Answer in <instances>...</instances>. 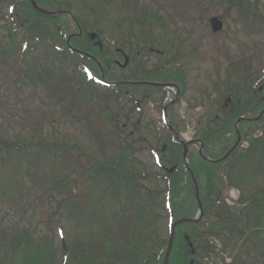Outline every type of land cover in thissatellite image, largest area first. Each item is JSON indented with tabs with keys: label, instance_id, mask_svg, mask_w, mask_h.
Listing matches in <instances>:
<instances>
[{
	"label": "rangeland",
	"instance_id": "1",
	"mask_svg": "<svg viewBox=\"0 0 264 264\" xmlns=\"http://www.w3.org/2000/svg\"><path fill=\"white\" fill-rule=\"evenodd\" d=\"M18 1L20 0H15V2ZM203 1L204 0H191V3H187L184 0H57L58 6L48 9L52 12H58L60 7L67 8L72 10V13L76 15L80 21H83L84 18L94 16L95 19L100 18L101 26L104 22H107L105 17L110 19L114 16L113 15L111 17V15L116 12L130 15L133 19L135 17L141 18L143 12H148L157 16L159 19H162L164 25L159 24V26H155V28L149 33H151V35L155 38L167 42L168 50L165 52L168 54V58H172L176 52L174 48H169L171 46V40L172 42H177L178 40L180 41L178 45H180L179 51L181 52L182 57L178 59V62L173 63V66H177L179 68L181 67L186 73L185 76L188 81V92L186 97L182 99L181 103L177 104L175 110L178 112V115L182 120V133L188 137V135L190 136L192 133L199 131L197 123L199 124L201 118L204 119L202 127L206 128L207 121H209L210 118H213L212 112L216 113V110L208 109V105L211 103V100L216 97L217 91L215 84L221 83L219 81H230L233 80V78L242 77L249 69L253 72L256 71L255 77L251 78V83L255 85L254 88H256V85L258 84L262 86L260 80L261 77L264 76V26L257 24L256 26L260 27V29H255L252 25L254 23H258L259 21L252 23H247L245 21L241 22L238 20L236 10H229L227 12L224 8L217 9L216 7L208 6V2L203 3ZM255 6H259L258 9H256ZM252 10L264 14V0H254ZM219 16H225L224 18L226 20V24L220 34L214 35L211 32L209 20L212 17ZM251 16L252 15L249 14L250 21L254 20ZM20 17L26 20L30 18L27 13H22ZM113 18L115 19L116 17ZM42 25L46 26L44 23ZM128 25L133 26L134 24L130 23ZM103 27L105 30L111 31L116 29L113 25H103ZM92 28L93 27L91 26L88 29L91 31ZM90 31L88 32L91 33ZM102 38L104 39L102 40L105 41V43H109L111 47L118 46L119 40H117L118 35L116 33L112 34L110 31L105 32L103 33ZM137 39L148 40L145 35L143 38L137 37ZM145 57L146 58H143L142 61L148 68L152 67L159 61V58H157L156 55H149ZM135 68V62L131 63V69L127 70H121L120 67L112 66L111 75L126 78L129 76L128 74L130 71ZM191 78H194V80L192 81ZM212 82L214 84H212ZM29 87L32 88L31 85ZM39 90L40 99L34 100L35 111H39V113L44 114L48 110L47 102L50 100L51 93L49 88L41 82L39 84ZM7 92L11 96L9 100ZM15 92L16 90L14 88H10L9 85L3 86V88L0 89V97L5 99V102L8 104L3 108L0 103V138L10 141H14L18 138L17 136H20L21 134L23 138H29L32 132L31 128L28 130V127L24 128L21 126L24 123L25 112L30 110L28 108V94L26 96L22 94L20 98L16 99V96L14 95ZM247 92H249V89H247ZM242 93L245 94L246 90H243ZM217 94L219 96L218 100L221 101V94ZM58 97L56 98L58 99ZM125 103L126 100L120 99L118 101L112 100L109 104H107L110 112L118 115V121L120 123H124V120H126L124 118L125 110L123 108ZM14 105L18 108L13 109ZM256 105H258V101L251 98V102L245 107L250 109ZM91 108L92 106L83 107L82 110L79 109L78 111L75 108L72 117H76V119L67 116L72 119L73 123L65 124L64 121L58 122L59 124L55 125V131L58 138L69 140L73 134L76 135L78 141L77 143L80 148H82L86 154H89L99 160H103L104 157L115 159L120 146H131L135 152L128 155V157L132 159L130 166H133L138 172H142L143 169H146L148 172H155L156 174L161 172L160 168L157 166V159L155 155L151 154L152 150L159 148V145L154 140L155 138H152V135L156 129L160 127V120L158 114L153 110L152 103H148L144 106L145 112L149 115V119L140 121L138 133L134 136L133 141L128 139L127 143L123 141L124 138L121 139L120 137L118 140L115 135L112 134L111 130L114 128L115 122H113L114 124H110L108 120L100 119L97 116L101 113L100 109H97L95 112L91 111L98 121L99 126L94 128L90 127L86 116L87 111ZM254 110L255 109L252 111L253 113ZM203 112H206V115L201 117ZM107 113L106 116L111 117L110 114ZM218 115L220 117V114ZM171 117L175 120L173 115H171ZM136 121L137 117H135V120H132L131 122H133V124H137ZM129 126L130 127L126 131H133V126ZM45 128H47L46 135L50 134L52 129L48 126ZM93 132H99L101 136L96 137L93 135ZM141 139H145L146 141H142ZM144 146H147V148H144ZM100 147L104 150L102 153ZM148 148L151 149L149 150ZM233 162L234 161L229 162L223 168V177L227 178V184H229L228 174H233L241 170V165ZM243 171H250L249 179L245 182L250 185L247 186L245 184V189H243V191H246V193H252L255 192L257 188L264 187V168L260 169L252 167L251 170L243 169ZM41 177H43L42 174H37L32 181L30 179L31 176L27 177L28 183L32 186L28 200L32 202L33 205L45 204L41 198L49 193L48 187L43 188L45 185L43 181L47 179V174L44 175V179L42 180H40ZM37 184H40L38 190L36 189ZM144 185H146L149 189L156 188V186L151 182L145 183ZM116 189L117 188L115 186L111 187L112 192L110 193V196L112 199L120 200L124 195L120 194L118 197H115ZM260 197L261 194L256 195L253 198V202L259 204V200L261 199ZM58 199H62V196L58 195ZM96 203L97 198L95 197L93 198V204ZM103 204H105V201L101 205ZM53 207L56 208V204H53ZM86 208H89V206L87 205ZM236 208L240 209L242 206H237ZM259 208L262 213L261 217L264 218V202ZM42 210L43 207L40 206L38 213ZM107 213L110 215L112 214L109 211H107ZM17 214L19 217H27L25 221L29 222V215L24 216L19 213ZM31 214L32 212H30V215ZM47 216L43 220H51V218ZM66 216V210L60 211V214L55 216L54 221L59 219V224L64 226V228H55L56 237L58 238V242H56L57 248H59L61 244L64 246L60 237L69 238L70 236L69 232H71V230L68 225L72 224V221L74 220H69ZM35 217L38 221H41L42 214H36ZM99 217H101L100 212H98V216L96 218L90 219L87 217L85 221L97 224L99 222ZM5 218L7 221L13 217L0 213V221H5ZM114 220L119 222L117 219ZM115 221L112 220V223H115ZM33 222L37 224V221ZM1 223L9 225L10 229L16 224L12 221ZM159 226L161 229L159 235L163 238L166 233V221L163 219ZM248 226L254 227L255 223H249ZM257 226L259 228L258 236L261 239H264V219L262 223ZM111 227L117 230H124V227L121 225H111ZM60 229L63 230L64 234L59 233ZM40 230L44 232L45 227H41ZM43 234L49 236L51 233L47 232L46 234ZM72 236H75V234H72ZM252 245V243H248L247 246L237 247L234 244L228 248L227 251L234 255V264H264V253L255 251ZM232 248L234 251L231 250ZM239 257L241 260H238ZM61 263L68 264L67 262L65 263L63 259H61Z\"/></svg>",
	"mask_w": 264,
	"mask_h": 264
},
{
	"label": "trees",
	"instance_id": "2",
	"mask_svg": "<svg viewBox=\"0 0 264 264\" xmlns=\"http://www.w3.org/2000/svg\"><path fill=\"white\" fill-rule=\"evenodd\" d=\"M208 1L214 3L216 0ZM227 2L230 7L237 4L238 8L245 12V16L248 14L253 15L250 11L252 0H227ZM257 16L260 15L257 13ZM259 19L263 21V18ZM3 22H5V20L0 19V56L4 54L3 50H10L11 57H14V59H12V69L15 73L17 72L18 75L27 76L32 80L33 84L36 85V81L43 80L45 76H49V73L54 71L55 63H58L64 81L69 83L71 88H78L79 94H77V97L81 95L86 104L92 100L97 93V84L89 81L85 75L87 74L86 67H89V63L84 64L78 55L66 50V47H64V49L61 48L57 53L53 52L52 47L49 44H45L43 36H40V33H30L34 29V24L28 23L27 25L24 20L18 21V23L9 22L5 25H2ZM33 40H37V42L33 44ZM86 51L99 56L98 50L94 52L89 50ZM41 56L45 58L46 69H43V66L39 63V57ZM29 59H31V61L35 59V65L31 66ZM0 62L6 67L10 64L5 60L4 56L0 57ZM34 74L36 76H33ZM48 78H46V80H48ZM250 83V79H239L240 86H248ZM261 84L264 86V79L261 81ZM32 92L34 95L38 93L36 89H33ZM64 108H67V106H64ZM52 117H54V115H52ZM238 117V111L232 108L226 117L227 125L219 126L217 130L211 131L202 138L206 146V155H211L212 158H216V156L213 155V149L216 147H219L222 153L227 151L230 147L227 135L234 132L233 122H235ZM259 125L256 128H259ZM240 131L244 139L253 129L243 124L240 127ZM262 144L264 143L256 141L251 151ZM263 151L264 149L261 152ZM30 154L35 155L36 160L45 157V154L53 155L54 161L59 160L62 164L69 165L70 169H73V172L79 173L80 175H85L84 173H100L95 171L101 170H103L102 172L107 171L100 166L102 165L101 163H96V161H92L90 157L85 156L77 145L70 144L65 140H56L53 138L51 141L42 139L40 142L31 143L28 141L21 142L20 139L17 138L15 142L0 140L1 167L3 168L7 163V169L4 171L5 177H10L11 174L15 176V173H18L15 171H21L22 160L30 156ZM13 159L19 161V163L14 162V168ZM204 164V162L200 161L199 166H194L193 168L195 169L197 180L201 185L205 186L201 196L204 204L205 216L209 225L206 230L204 227H196L190 224L186 225L185 233L189 235L190 240L194 243L197 253L195 256H192L191 251L180 236L177 239L170 264H190L192 260L194 264H198L202 252L208 253L209 251L206 244L207 237L202 233L203 231L216 234L217 236L220 234H231L232 238L233 235L241 237V235L245 233L250 236L249 229H246L247 223L241 226L243 229L238 227L242 219L250 216V209H245L240 216H237L229 209L224 208L225 214H223L220 208L222 198L219 186L222 184V180L219 175L213 172V169L204 168ZM0 172H2V169ZM156 177L164 182L165 185L163 187L158 186L159 188L155 192L145 191L144 193H140V196L141 194L143 196L140 197L141 200H143L142 202H144V198H149V201H152L155 197L160 199L168 198L169 203L174 209V219L193 218L198 210V206L192 192V182L188 174L181 170L172 176L163 174L157 175ZM8 182L10 184V189L11 187L14 189L13 182H17L13 180V177L11 180L8 178V180L5 181V183ZM2 187L3 182L0 181V195H3L1 193L8 186L5 185L3 188ZM8 194L12 195L11 191L7 192L5 195L7 196ZM243 201L244 200H242V202ZM141 211H144L142 223L139 228L133 230L136 236H134L133 239H122V241L120 240L121 242L118 241L115 243L114 247L121 248L125 260L132 264H162L167 240L159 237L154 228V224L146 218L149 212H151L147 204H141ZM154 215L157 217L160 213L154 212V214L150 216ZM205 223L206 222L203 223V226H205ZM220 230L225 232L222 233ZM22 232L26 234V232ZM15 235L16 232L13 237H10L8 240L0 239V253L3 251L6 253V258L0 257V264H10L11 262L20 263L28 257H41L44 259L41 255L42 253H39L36 247L43 245L40 243L46 240L43 241L42 239L36 242L33 239H26V241L20 245L21 242L25 240V237L22 233L20 238ZM256 240L258 239L256 238ZM29 244H31V246H29ZM19 246H22L21 248L27 247L24 253H21L22 251L19 252ZM30 249L33 250L31 255H23L28 254L26 251ZM44 260L48 262L49 256Z\"/></svg>",
	"mask_w": 264,
	"mask_h": 264
},
{
	"label": "bare ground",
	"instance_id": "3",
	"mask_svg": "<svg viewBox=\"0 0 264 264\" xmlns=\"http://www.w3.org/2000/svg\"><path fill=\"white\" fill-rule=\"evenodd\" d=\"M72 17H73L72 14L69 13V19H72ZM219 24L220 23L218 22L217 24H214L213 21L209 22L211 32L214 35L220 34L222 32L223 26L220 24L221 25L220 27ZM144 35L145 34H140L141 37ZM60 36L63 37V35H60ZM85 40L87 43L85 46L86 50H89L92 52L98 50L102 54V56L99 57L98 55H94L93 53H86L80 56V59L84 64L89 63V67L88 66L86 67L87 74L85 75L87 79H89V81H92L95 84H97L96 85L97 87L96 95H99L100 97L101 95H107L104 100V103L106 105L109 104V102H111L112 100H114L113 98V96L115 95L114 90L117 87L121 89L122 95L124 97L123 99L126 100V104L132 110L138 108V100L140 99V95L136 94L135 90L140 91L141 97L145 101L152 103L153 105L156 104V101H154V99H157V96H155L157 95V93L155 92L153 87L148 86L144 83L141 84L139 87H136V89L130 84H128L126 87L118 85V81H124L125 79L122 77L112 76L111 69H112V66L120 67L121 70L131 69V63L135 62L136 68L130 72L137 73L144 77L155 75L157 76L159 83L162 85H165L166 84L165 78L171 71V65L169 64V61L165 56H163L162 54L159 55L157 57L159 58V61L152 67L148 68L145 66V64L142 61L144 58V55L141 52H125L124 53L123 51L122 52L119 51L116 47H111L110 45L98 43L94 37L86 38ZM66 44L69 47H71L73 42L68 41L66 42ZM76 53H77L76 55H80V54L85 53V51L80 46H78L76 48ZM112 54H114V57H116L115 60H112V57H111ZM3 56L5 60L8 61L13 66V61H12L13 57H11V55L8 54V52L4 53L0 57H3ZM90 63H91V66H90ZM33 76H36V75L34 74ZM1 79H2V76L0 75V80ZM263 79H264V76L261 77V81ZM22 83L25 84L26 87H29L32 84V80L29 79L27 76L18 75L16 72V84H22ZM14 89L16 90L14 94L16 96V99L20 98L22 96V91L18 90L16 87H14ZM7 94L9 95V93ZM77 94H79L78 88H71L69 83L63 85L59 91L58 99L56 101L47 102L48 110L47 112L43 114L42 119L46 121L47 119H50L52 115H55L57 112L63 111L64 106H67L68 104L73 103V102H77L78 101ZM148 94L154 97L152 99H148L147 98ZM10 97L11 96L9 95L8 100L10 99ZM78 97L80 99V102L76 105V110L78 111L79 109L82 110L83 107H88L87 104L83 102L84 99L82 98V96L79 95ZM0 103L3 108L6 105H8L5 102V99L1 97H0ZM29 107L35 108L34 101H32L29 104ZM15 108H16V105H14L13 109ZM90 112L91 111L88 110L87 114H89ZM21 126L24 127L23 125ZM31 129H32L31 138L29 140H26L23 137H20L19 139L21 142L28 141L31 143H35V142H40L43 139V133L45 131V125L43 122L33 125ZM72 136L76 137V135L74 134ZM228 141H229V144L231 145L234 143L235 140L233 138H229ZM35 157H36L35 155L30 154V156L23 159L21 162L22 170L15 171L18 173H15V176L11 174L10 177H5V173H4L5 169H7L6 168L7 163L5 164L3 168L1 167V163H0V171L2 169V172H3V173L0 172V181L3 182V187L6 185L5 181L8 180V178L11 180V178L13 177V180L17 182V183L13 182L14 189L13 188L11 189L12 195L8 194L6 196L5 189L1 193L3 194L2 195L3 201L1 202L0 213H3V215H9L13 217L12 219L7 220V221H6V218H5V221H0V239L2 240H8L10 237H13L15 232H16L15 236H17L18 238L21 237V234H19L15 230H9V225H4L1 222L6 223L8 221H12L13 223H16L15 224L16 227H20L21 225H23V223L28 225L29 232L27 233V236L29 240L33 239L34 232H35L36 224L33 221H37V223L41 222L48 215L47 217L51 218L52 222H55L57 224L60 223L59 219L54 221L55 216L60 214V211L57 208H54L49 203V201L47 200V197L51 196L53 194V191H57L61 195L64 190V187L67 185L66 181L64 177L54 175L52 171V168L55 163L53 159V155L45 154V157L40 158V160H36ZM14 162L19 163V161L17 159H13V168L15 167ZM65 166L67 167L66 164ZM46 172H49V173H46ZM37 174H42L43 177L45 174H47V179L43 181V183L45 184L43 188L48 187L49 193H47L44 197L41 198L45 202V204L33 205L32 202L28 200L30 197V191H31L32 186L28 183L27 177L31 176L30 179L32 181V179ZM43 177H41L40 180L44 179ZM196 181H197V178L194 180V183ZM246 185L249 186L250 184H246ZM39 187H40V184H37L36 189L38 190ZM204 188L205 186L201 185L199 181H197L196 185L192 187V192L194 193L196 190L202 191ZM254 193H256V191ZM40 206L43 207V210L40 213H38ZM97 207H100V205L99 204L96 205V208ZM123 210H124L123 206L115 205V203H112L111 205L107 207V211H109L110 213H118ZM30 212H32L31 215H30ZM17 213L22 214L24 216L29 215V218H28L29 222L25 221L27 217L25 218H23L22 216L19 217ZM36 214H42L41 221H38L36 219L35 217ZM97 216H98L97 213L92 214V217L96 218ZM243 235L246 236V234H243ZM24 242L25 240L22 241L20 245H22V243ZM29 246H31V244H29ZM45 246L46 245H40L36 247L37 251L39 253H42L41 255L44 257V259H46V257H48L50 254L49 247L47 246L45 247ZM19 247L20 248H18V250L19 252L22 251L21 253H24L27 248V247L21 248L22 246H19ZM167 250L170 252H173V249L171 247H168ZM231 250L234 251L233 248ZM26 252H28V254H23V255H31L33 250L30 249ZM165 255L167 256L168 254L165 253ZM225 255L226 257H234V255L231 254L229 251H227ZM0 257L6 258V253H4V251L0 253ZM168 258H170L171 260V255H168ZM44 259L41 257H28L20 263L11 262L10 264H47V262ZM222 264H226V263H222Z\"/></svg>",
	"mask_w": 264,
	"mask_h": 264
},
{
	"label": "flooded vegetation",
	"instance_id": "4",
	"mask_svg": "<svg viewBox=\"0 0 264 264\" xmlns=\"http://www.w3.org/2000/svg\"><path fill=\"white\" fill-rule=\"evenodd\" d=\"M127 83H129L128 81H127ZM138 84H140V83H138ZM161 94L162 93H160V94H157V95H155V96H157V99H154V101H156V104L155 105H153V109L154 110H159L160 109V102L163 100V97L161 96ZM154 96H152V95H149L148 94V96H147V98L148 99H152ZM176 133L178 134V131L176 130ZM173 140H177V137L175 136V137H173Z\"/></svg>",
	"mask_w": 264,
	"mask_h": 264
},
{
	"label": "water",
	"instance_id": "5",
	"mask_svg": "<svg viewBox=\"0 0 264 264\" xmlns=\"http://www.w3.org/2000/svg\"><path fill=\"white\" fill-rule=\"evenodd\" d=\"M213 23H214V24H217V21H216V20H213ZM219 25H220V24H219ZM220 27H221V25H220ZM181 223H183V222H181ZM178 224H179V223H178ZM178 224H176V225H178ZM174 229H175V225H174V227H173V229H172V233L174 232ZM172 241H173V235H172V237H171V240H170V244H169V245L172 244ZM169 253H170V251H168V255H169ZM168 255H167V258H166L165 264H167Z\"/></svg>",
	"mask_w": 264,
	"mask_h": 264
}]
</instances>
